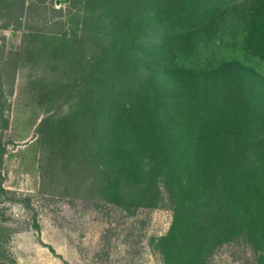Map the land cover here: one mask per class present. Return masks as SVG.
<instances>
[{
  "label": "trees",
  "instance_id": "obj_1",
  "mask_svg": "<svg viewBox=\"0 0 264 264\" xmlns=\"http://www.w3.org/2000/svg\"><path fill=\"white\" fill-rule=\"evenodd\" d=\"M68 1L97 12L102 25L89 38L31 31L43 56L35 60L44 62L52 52L72 60L74 85L60 86L58 93L49 87L47 99L53 105L61 91L66 103L76 99L68 112H54L40 125L42 188L63 196L82 192L91 205L112 204L129 215L172 209L169 233L153 240L169 264H209L220 247L234 241L259 251L264 78L239 63L208 71L171 68V37L207 25L243 0ZM256 2L248 49L264 61V0ZM33 5L0 0L3 28L16 24ZM36 6L45 10L48 5L42 0ZM105 25L111 33L107 41ZM149 32L159 35L168 51L163 62L176 87H150L143 94L139 87L110 85L114 72L137 74V58L146 46L139 42ZM158 56L153 57L161 61ZM241 70L254 80L244 82ZM15 78L16 73L13 83ZM0 191L8 193L1 185ZM3 244L0 234V248ZM0 264L6 262L0 258Z\"/></svg>",
  "mask_w": 264,
  "mask_h": 264
},
{
  "label": "rangeland",
  "instance_id": "obj_2",
  "mask_svg": "<svg viewBox=\"0 0 264 264\" xmlns=\"http://www.w3.org/2000/svg\"><path fill=\"white\" fill-rule=\"evenodd\" d=\"M38 2L42 0H26L27 7L34 4L32 9H26L11 27L3 28L0 19V185L8 192L0 191L4 243L0 258L6 264H169L153 240L169 233L175 215L172 209H141L129 215L112 204L91 205L82 192L63 196L57 190L42 188L40 125L54 112H68L76 99L66 103L62 91L55 107L47 99L49 87L58 93L60 86L63 90L74 85L69 72L72 60L56 58L53 52L47 54L45 63L35 60L43 56L35 50L41 42L31 31L89 38L102 24L97 12L79 2L46 0L45 10L36 6ZM256 5V0H243L207 25L171 37V68L208 71L239 63L264 78V61L248 49ZM101 30L107 41L111 33L106 25ZM139 43L146 46L137 58V74L114 72L110 85L121 89L128 84L139 87L142 93L150 87L172 91L176 85L166 72L168 64L163 59L168 51L162 39L149 32ZM156 55L161 61L155 60ZM241 73L244 82L254 80L253 75ZM42 78L48 81L42 83ZM261 234L259 251L244 240L230 242L214 253L209 264H262L264 232Z\"/></svg>",
  "mask_w": 264,
  "mask_h": 264
}]
</instances>
